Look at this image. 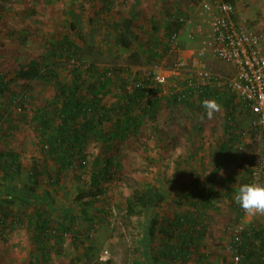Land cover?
Here are the masks:
<instances>
[{
	"label": "rangeland",
	"instance_id": "374dc122",
	"mask_svg": "<svg viewBox=\"0 0 264 264\" xmlns=\"http://www.w3.org/2000/svg\"><path fill=\"white\" fill-rule=\"evenodd\" d=\"M111 1L109 17L94 18L89 0H0V153L16 155L20 166L12 168V179H0V197H12L8 203L0 199V264H232L235 226L247 230L240 264H264V238L255 236L264 234V215L249 217L234 202L235 191L248 182L254 148L240 134L249 113L241 107L235 114L238 130L227 133L219 97L199 105L198 98L161 102L154 115L141 99L124 133L115 122L121 128L127 114L111 110L121 105L120 94L134 90L144 69H169L198 49L181 37V56L168 53L167 27L180 15L198 23L203 0ZM235 6L234 20L263 36L264 53V0H236ZM112 22L122 24L129 48L117 45ZM31 60L55 64L51 80L65 88L80 86L83 96L96 92L101 109L95 116L107 140L88 134L75 150L80 169L73 164L62 171L38 142L39 119L52 116L57 90L47 78L19 79L18 71ZM204 64L224 79L234 76L230 65L210 56ZM109 69L115 73L106 77ZM235 104L241 106L236 97ZM222 146L228 152L218 162ZM97 158L98 169L111 160L112 176L95 196L90 175ZM35 164L36 183L29 177ZM202 189L211 191L203 204ZM141 194L146 208L136 200ZM39 225L45 237L35 244Z\"/></svg>",
	"mask_w": 264,
	"mask_h": 264
},
{
	"label": "built area",
	"instance_id": "2783aa9c",
	"mask_svg": "<svg viewBox=\"0 0 264 264\" xmlns=\"http://www.w3.org/2000/svg\"><path fill=\"white\" fill-rule=\"evenodd\" d=\"M235 1L203 0L196 12L198 23H192L184 15L172 18L176 29L170 34L168 53L181 56V37L188 42H196L198 49L188 50L189 56L179 59L169 69L159 64L144 69L141 76L146 82L143 86V99L147 102L181 104L207 92L215 97L216 93L221 92L235 96L250 116L248 124L240 131L243 140H251L254 145L247 183L255 179L257 172L260 182L264 183V53L261 49L263 36L234 20ZM206 56L230 65L234 72L233 78L224 79L213 74L204 64ZM111 75L112 69H109L106 77ZM246 233V228L242 226L233 228L232 264L241 262L239 248ZM260 237L264 238V234L261 233ZM106 258L107 252H104L100 260L105 261Z\"/></svg>",
	"mask_w": 264,
	"mask_h": 264
},
{
	"label": "trees",
	"instance_id": "16d2710c",
	"mask_svg": "<svg viewBox=\"0 0 264 264\" xmlns=\"http://www.w3.org/2000/svg\"><path fill=\"white\" fill-rule=\"evenodd\" d=\"M104 2H101V0H89L91 3V12L92 16H95L94 18H98L100 16L109 17L108 15L111 13L113 9V2L111 0H102ZM93 18V19H94ZM92 19V22H93ZM109 24V23H107ZM110 27L114 31V34L116 36V43L121 48H129L131 45L130 41L127 38L123 37V26L122 24H110ZM176 25L171 22L169 23L167 27V36L168 39L170 37V34L175 31ZM154 30V29H153ZM164 52H167V48H165ZM55 64H51V66H43L39 61L37 60H31L27 65L25 69H20L18 71V77L23 82H31L35 80L36 78H47L49 79L48 82L51 81L52 85L55 86L57 90V94L54 98L53 107L50 110V113H52L51 117H48L46 114L42 116L39 119L38 123V129L36 130V134L38 135V142H41L43 145L41 146L43 150H46L49 158H54L57 162H59L60 169L63 171L67 166H72L73 164H78V168H82V163L80 160L74 161L77 155V152L75 150L81 149L83 145L85 144V140L88 139V134L91 133L96 139H102V142H106V138H104V135L101 132V129L98 126L99 120L98 117L95 116V114L99 113V109H101V106L98 105V101L96 99V92L90 93L93 97L89 98V94L82 95V91H80V86H74L72 88H65L62 83L60 82H54L51 80L53 78V69L55 68ZM76 72H78V67L75 68ZM95 69L93 67H90L88 71L93 72ZM122 71V70H121ZM123 72V71H122ZM114 70H112V74L114 75ZM48 75V76H47ZM4 78H0V86H4L3 80ZM105 82H108L105 81ZM146 83L144 80L141 79V77H138L136 79V83L134 86V90L131 93H127L125 95L120 94V98L122 99L121 105L118 106V108L113 107L111 110L113 113H117L119 110H124V112L127 114V120L125 123H123L121 128H118L117 125H119V121L115 122L116 130L122 129V131L125 133L128 131L130 124L135 122V119L129 118V114L133 111L134 107L136 105H139L141 99L144 98V90L143 86H145ZM26 89H29V86H25ZM102 88L105 87L101 86ZM2 89L0 88V91ZM91 91V90H90ZM26 92V91H24ZM212 93H205L198 97V105L199 104H206V101H208L210 98H213ZM216 97L220 98L224 111H225V131L227 133H233L236 129L238 130L239 124L236 122L235 114H237L242 106H239L238 104H235V96L228 94L226 92H223L221 94L216 93ZM206 100V101H205ZM161 103V101L156 102H148L147 111L151 112L153 115L156 114V108L158 104ZM165 103V102H164ZM167 104H177L175 102H166ZM111 110H104L106 113H109ZM118 110V111H117ZM95 117V118H94ZM97 117V119H96ZM56 122L54 127H52L53 123ZM71 142L72 144H70ZM104 148L109 149L110 146L104 145ZM228 152L225 150V147L222 146V149L220 150L219 154H216L218 156V162L222 160V158L225 156V153ZM105 151H100L99 156H103ZM83 157V156H81ZM104 157V156H103ZM9 158V160H7ZM85 159V157H83ZM100 159L97 158L95 162L92 163L94 166V170L90 175V183L92 185V188L96 190V194L93 195H99L103 194V191L101 190V186L105 181H108V179L111 178V167L112 163L111 160H105L104 167L102 169H98L100 165ZM19 168V164L17 163V156L14 154H1L0 153V179H12L11 175L12 168ZM33 169V172L30 174V179L36 183L38 181V178L40 177L39 173V166L38 164H35ZM18 170H16V174H18ZM52 176H49V178ZM249 177V172H248ZM11 181V180H9ZM2 192V191H1ZM0 192V193H1ZM211 191L210 190H200L198 192V201L203 203H206L208 200L211 199ZM5 197H0V199H3V203H8L9 200L12 199V197H9V193L4 195ZM31 196L30 194L28 197ZM29 199H32L29 197ZM26 199V200H29ZM137 202L142 204V206L146 205L147 196L144 194H141L136 198ZM207 200V201H206ZM153 202V201H152ZM130 206H133V204L130 202ZM152 204V203H151ZM5 209L6 207L3 206ZM148 206H145V208ZM0 225L2 224L1 221H3L4 213L0 209ZM38 230L41 231L38 233ZM45 228L41 225L37 227L36 233L33 236L35 244L36 242L43 241V237H45ZM261 233H255L256 239L260 238ZM47 236V235H46ZM261 245L264 247V239H261ZM244 249L243 243L240 247V252H242ZM264 260V259H263Z\"/></svg>",
	"mask_w": 264,
	"mask_h": 264
},
{
	"label": "clouds",
	"instance_id": "9594fccd",
	"mask_svg": "<svg viewBox=\"0 0 264 264\" xmlns=\"http://www.w3.org/2000/svg\"><path fill=\"white\" fill-rule=\"evenodd\" d=\"M234 202L249 217L264 215V183L259 180V172L255 173V179L252 182L239 186L234 193Z\"/></svg>",
	"mask_w": 264,
	"mask_h": 264
},
{
	"label": "crops",
	"instance_id": "0c3cea01",
	"mask_svg": "<svg viewBox=\"0 0 264 264\" xmlns=\"http://www.w3.org/2000/svg\"><path fill=\"white\" fill-rule=\"evenodd\" d=\"M188 54V53H187ZM178 251V250H177ZM181 251V250H180ZM169 252H173V251H171V250H169ZM182 252V251H181ZM179 254H181L180 252H179ZM178 255V254H177ZM179 256V255H178Z\"/></svg>",
	"mask_w": 264,
	"mask_h": 264
}]
</instances>
